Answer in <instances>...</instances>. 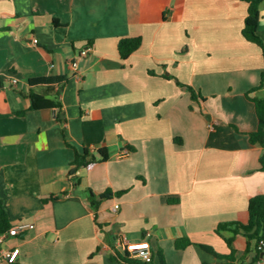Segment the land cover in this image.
<instances>
[{"label": "crops", "instance_id": "0c3cea01", "mask_svg": "<svg viewBox=\"0 0 264 264\" xmlns=\"http://www.w3.org/2000/svg\"><path fill=\"white\" fill-rule=\"evenodd\" d=\"M260 10L264 41V2ZM248 13L246 0H0V200L13 227L31 225L0 234V254L130 264L116 252L149 249L154 264L160 251L167 264H250L256 251L245 256L243 236L234 262L200 247L229 255L216 228L248 223L251 199L264 195L246 97L262 83L264 55L243 36ZM136 37L142 47L122 60L120 40ZM32 92L62 109L30 110ZM71 147L110 158L72 173ZM91 194L112 198L95 210ZM181 238L193 245L176 249Z\"/></svg>", "mask_w": 264, "mask_h": 264}, {"label": "trees", "instance_id": "16d2710c", "mask_svg": "<svg viewBox=\"0 0 264 264\" xmlns=\"http://www.w3.org/2000/svg\"><path fill=\"white\" fill-rule=\"evenodd\" d=\"M249 4V13L246 18L245 27L243 29L244 38L256 45H258L264 55V41L259 34V25L261 20V4L264 0H246ZM54 24L59 25L57 20H54ZM143 45V40L141 37L136 38H124L120 40L118 45V52L122 60H127L132 54L137 52ZM170 78V77H168ZM32 85H51L53 83H61L57 78H37L30 81ZM177 84L181 87L187 88L191 93L194 100H204L203 96L200 93L194 91L191 87L186 86L179 81ZM264 88V72L262 75V83L260 87L252 90L246 94V97L251 101L256 109V114L258 118V128L255 132L250 134V142L253 145H261L264 148V98L255 96L257 91ZM31 98V108L30 110H42V109H62L61 103L57 100H51L45 96L36 94L32 92L30 94ZM75 151V159L72 162V166L77 170L80 169H92L94 166L104 163L109 160V153L106 149H99L97 153L91 152L89 148H85L81 153L74 147H71ZM100 154V157L97 156ZM261 171L264 172V153L260 159ZM111 194H106L100 196L98 199L95 195L91 194L90 202L92 207L96 210L99 207V204L104 201L111 199ZM249 221L248 223H242L239 221L221 223L216 228V233L221 236L226 244L228 245L231 253L229 255H219L213 248L208 246H200L206 252H209L215 255L219 259H226L230 262H234L237 250L235 248V240L237 236H243L248 240L247 248L245 251V256H248L252 250L256 251V256L250 264H255L259 259L264 255V250L260 251L259 245L262 240H264V195H258L251 199L249 203ZM14 227L11 224L8 213L4 207V202L0 200V234H10L11 230ZM232 233V237H225V233ZM193 245V242L189 238L177 239L175 242V247L178 250H185L188 247ZM116 257L122 261H125L130 264H154V256L152 255L151 262H144L135 258L127 250L124 255L116 252ZM159 264H167L166 259L162 251L158 253Z\"/></svg>", "mask_w": 264, "mask_h": 264}, {"label": "built area", "instance_id": "2783aa9c", "mask_svg": "<svg viewBox=\"0 0 264 264\" xmlns=\"http://www.w3.org/2000/svg\"><path fill=\"white\" fill-rule=\"evenodd\" d=\"M34 44H37V40H34ZM92 47H88L86 50H82L80 52V57H86L89 52L91 51ZM72 67L75 70V79L76 82H81L82 81V75L79 74L78 67L79 63L77 60L73 61ZM17 80L15 81V83ZM120 209V205H115L113 208L114 212H117ZM30 224L22 223L19 224L18 226L14 227L10 235L14 236H19L21 233L25 232L27 229L30 228ZM126 241V239H125ZM260 251L264 250V240L260 242L259 248ZM20 255V250L19 249H14L10 252H4L0 254V263H9V264H15L18 260V257ZM135 258L142 260L144 262H151L152 261V252L149 249H143L141 251H138L133 255ZM255 264H264V255L261 259H259Z\"/></svg>", "mask_w": 264, "mask_h": 264}, {"label": "water", "instance_id": "95a60500", "mask_svg": "<svg viewBox=\"0 0 264 264\" xmlns=\"http://www.w3.org/2000/svg\"><path fill=\"white\" fill-rule=\"evenodd\" d=\"M98 156L100 157V154H98ZM75 172H76V168H73L72 173H75Z\"/></svg>", "mask_w": 264, "mask_h": 264}]
</instances>
